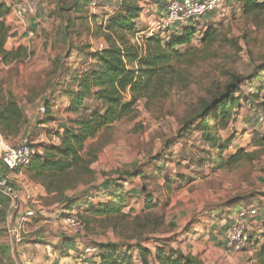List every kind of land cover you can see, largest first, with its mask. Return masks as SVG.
Returning <instances> with one entry per match:
<instances>
[{
  "label": "rangeland",
  "instance_id": "1",
  "mask_svg": "<svg viewBox=\"0 0 264 264\" xmlns=\"http://www.w3.org/2000/svg\"><path fill=\"white\" fill-rule=\"evenodd\" d=\"M90 1L78 12L70 7L72 0H39L40 24L35 27L40 25L41 29L34 30V37L28 38V47L25 48L27 55L23 60L8 65V69L0 66L1 97L3 93L6 96L9 92L17 96L25 117L36 122L29 140L41 149L47 145L48 138L44 127L38 126V122L44 118L38 113L39 107L50 100L57 121L47 127L53 132L59 130L60 125L69 124L70 120L76 118L69 113V99H64L62 95L69 90L70 78L76 70L89 64L91 57L86 54L107 46L102 28L122 3V0H118L119 7L114 8V11L110 9L112 13L105 15V5L113 0H92V3L97 4L96 7H91ZM149 2L155 3L152 0ZM142 4V13L145 16L151 15L146 10L147 3L144 6ZM233 13V16L225 20L218 15H209L197 22V37H202L205 28L212 25L220 34V39L226 38L227 43L219 40L207 49L201 41H195L183 47V53L200 50L201 54L190 64L181 67L180 82L166 97L140 100L132 116L102 131L97 139L88 141L83 156L87 162L92 161L90 173L74 172L64 181L62 191L54 196L49 195L41 183L34 181L48 194L42 197L35 191L45 207L68 198L80 199L85 191L95 196L103 186H106L104 190H110L114 185H107V182L114 181L121 171L135 173L147 169L145 179H132L127 187L128 198L132 199H127L122 208L125 217H90L91 227L90 231L85 230V244L95 240L107 242L115 239L133 244L140 238H147L149 244L163 240L169 243V247L185 255L192 256L198 252L197 256L205 257L208 264H259L257 252L260 246L247 249L248 245L242 252L229 251V256L221 255L219 246L212 244L214 240L210 238L211 235L205 239L204 236L214 222L225 221L230 224V220L242 207L255 206L264 211V137L257 134L255 118L256 107L264 110V83L261 85L260 81H256L253 87L245 84L242 93L245 97H238L243 104L246 98L253 97L249 100L254 109L253 114L247 112L243 105L237 108L238 111L243 108L241 116L248 127L242 126L239 117L220 121L219 134L222 139L226 141L233 138V149L229 148L224 153V159L227 160L232 152L239 149L251 154V159L242 162L239 167L218 170L209 159L210 154L214 155L216 151L203 142L200 132H191L177 141L175 138L182 121L191 116V112L199 110L200 101L210 100L218 93V87L226 84L230 75H249L253 72L256 65L251 60L250 50L256 58L264 54V23L261 27L248 24L240 7ZM105 17L107 20L104 24ZM149 29L150 26L142 24L137 34ZM101 40L105 45L99 48ZM144 44L138 47L144 50ZM20 47L18 45L17 49ZM256 101L261 105L257 106ZM84 105L85 111H95L100 107V103L93 100H86ZM25 176L31 178L26 170ZM89 188L92 190H87ZM20 190L24 192L23 188ZM145 193L152 196L151 210L144 206L147 198ZM234 198H248V202L236 208L228 218L226 204ZM83 202L81 206H84ZM12 205L11 200L10 205L0 206V264H21L15 255L16 244L9 233L17 211L12 209ZM32 206L35 207L28 204L29 209ZM261 216L262 221L251 223L254 230L251 235L255 238L264 232V215L261 213L258 219ZM139 217L142 229L134 223ZM28 232L25 237L31 239V231ZM78 247L84 250L81 245ZM80 254V257H74L84 264L85 256ZM154 260V256H151L150 264H155Z\"/></svg>",
  "mask_w": 264,
  "mask_h": 264
},
{
  "label": "trees",
  "instance_id": "2",
  "mask_svg": "<svg viewBox=\"0 0 264 264\" xmlns=\"http://www.w3.org/2000/svg\"><path fill=\"white\" fill-rule=\"evenodd\" d=\"M142 1L122 0L119 10L102 28L107 46L100 51L86 54L91 57L92 63L83 69L76 70L74 76L70 78L69 90L62 95L63 98L70 100L69 113L75 115L76 118L70 120L69 124L60 125L59 130L54 132V135L59 137L60 144L44 145L43 154H38L26 169L31 179L41 183L49 194L60 193L64 181L74 172L90 173L89 167L92 161L87 162L83 156L89 140L97 139L102 131L132 116L140 100L163 99L179 84L181 67L190 64L201 54L200 50L183 53L181 51L183 47L190 46L195 41H201L207 49L219 40L227 43L226 38L220 39L215 26L205 28L202 37H197V27L187 26L166 38L161 36L147 38L143 50L133 42L139 32L137 21L141 17ZM88 2L89 0H72L70 7L81 12ZM241 11L248 24L261 27L264 23V0H242ZM9 14L10 8L5 4H0V63L5 66L19 62L27 55V49L24 47L13 51L6 49L8 41L14 36L6 20ZM229 42L228 46H230ZM250 55L256 65L253 72L249 75L236 73L230 75L228 82L218 87L220 90L210 100L200 101L199 110L191 112V116L182 121L175 136L177 141L191 132L202 133L203 142L216 151V154H210L209 159L218 170L234 169L242 162L251 159V154L244 149H239L227 160L224 159L223 155L231 147L233 138L224 141L219 134L220 121L232 120L237 108L241 107L238 97L244 96L243 86L248 84L253 87L256 81H260L261 85L264 83V54L256 58L254 52L250 50ZM1 92L0 86V135L8 141L21 135L27 124V118L13 94L9 92L5 96L3 93L1 97ZM128 97H130L129 100H127ZM249 97L246 100L253 98ZM86 100L98 102L100 107L95 111L90 109L85 111L83 108ZM50 105V100H47L46 114L43 115L44 118L40 123L38 122V125L43 126L57 121L53 107L51 108ZM256 110L261 109L256 107ZM46 132L49 135L52 134L50 129ZM146 174L147 169L144 172L135 173L121 171L118 174V184L116 183L111 190H102L106 186L102 189L100 187V191L95 196H90V192L85 191L80 199H64L58 208L63 215H66V212L73 211L79 202L84 201V205H88L90 209L89 216L81 214L87 231H90L91 227L90 217L118 216L124 218L122 208L129 199L125 193L124 183L128 182L129 177H146ZM145 195L147 197L145 207L151 210L152 196L149 193ZM10 201V197L0 189V206H8ZM246 202L248 198L229 200L226 204L228 216ZM150 203L151 205L148 206ZM251 207L261 210L260 207ZM134 223L142 229L140 217ZM85 241L87 239L84 235H73L66 238L62 254L67 255L69 251L77 250L78 245L85 244ZM148 241L150 240L147 238H140L133 244L122 241L118 244L92 243L94 246L92 249L96 250L93 257L98 260L99 264H150L151 256H154L159 264H203L197 257L185 255L171 246L170 248L169 243L163 240H155L150 244ZM148 244L155 247V254L152 255L151 249L147 247ZM252 246H260V251L257 252L258 263L264 264V232L257 238L251 236L247 249Z\"/></svg>",
  "mask_w": 264,
  "mask_h": 264
},
{
  "label": "crops",
  "instance_id": "3",
  "mask_svg": "<svg viewBox=\"0 0 264 264\" xmlns=\"http://www.w3.org/2000/svg\"><path fill=\"white\" fill-rule=\"evenodd\" d=\"M9 1L10 0H0V4H5L6 7L9 8L12 3ZM119 1L113 0L111 3L106 4L104 7L105 15H107L108 13H112L110 12L111 11L110 9L112 10L114 8L117 9V7H119V4H118ZM143 1H144L143 4L141 3L142 6H144V3H147L146 10L149 13H151V15L145 16V14L142 13L140 19L137 21L138 22L137 27L139 28L142 24H144V26L148 25L152 27L157 20H159L162 16L165 15L169 0H152L155 2L153 4H151L149 0H143ZM229 4L231 5L230 7L233 8L232 9L233 11L235 9H238V7L242 8V0H229ZM113 14L114 12L112 13V15ZM233 15L234 13L232 14V16ZM6 20H7V23L11 26L13 30V34H14V36L8 41L6 49L8 51H13L17 49L18 45H21L24 48L28 47V44H27L28 38L30 39L27 33L28 29H24L21 26L14 24L11 21V18L9 15L6 17ZM106 20H107V17H105V19L103 20L104 24ZM35 25L37 24L31 21V25H30L31 28L29 27V29H32L33 31L34 30L37 31L38 29H41L40 25H38L37 27H35ZM42 27L44 26L42 25ZM104 45H105L104 41L102 40L99 41V48L104 47ZM11 46L13 47L11 48ZM91 63H92V60H89V64L87 66H89ZM1 65H3L4 69H8L7 68L8 66H5L4 64L0 63V66ZM12 94H13V97L16 100H18L17 96L14 93ZM68 101L70 105V100ZM240 101H241V106L243 105V108L245 107L247 109V112L250 111L251 114H253L254 109L252 107V103L249 100H246L245 104H243L242 100ZM256 104L257 106L261 105V103L258 101H256ZM243 108L239 109V111L238 110L236 111L232 120H235L236 117H239L240 120L242 121L241 123L242 126L246 128L248 127V125H246L244 119H242L243 117L241 116V114L243 113ZM50 124L52 123L43 125L45 132L47 129H51L47 127ZM38 126H41V125H38ZM35 127H36L35 120L32 118L27 119V124L24 126V129L19 137L15 139H10L7 141V140H4L0 135V146H3V148L6 146H13L16 142H18L22 138H29V137L31 138L32 129ZM57 131H55V133ZM46 134L48 138L46 142L47 145H51V144L59 145L60 144L59 137L57 135H54L53 131H52V134L50 135L48 133ZM42 137L43 136H41V138ZM43 138L45 140V137ZM36 142L38 143V141ZM39 142H43V141H39ZM230 149L232 150L233 147L231 146ZM235 152L236 151L232 152L231 155H233ZM118 178H119V175H117V177L114 178V181H108V185L110 186L116 185L117 181H119ZM139 178L145 179V176L139 177ZM139 178L129 177L128 182L124 183L125 193L127 194V196H129L128 188H127L129 183L130 184L132 183L131 181L132 179H139ZM0 186L12 188L13 190H15L16 194L18 195L20 210L16 211V218H15V222L13 226L16 228L22 229L23 237L25 240V242L22 245H15L14 247L15 255L17 256L21 264H75V263L82 264L81 263L82 260L75 259L74 257L75 255L76 257L77 256L80 257L81 255L80 253H83V256H85L84 259L86 261L84 264H99L98 260L93 257V254L96 252L95 249L92 252H89V253L86 252V250H89V249L93 250L92 248L94 246L92 245V243L118 244L121 242V240L115 239V240L107 241V242H101V241L95 240V241H90V243H86V244L80 243L79 246L81 245L82 248H84V250L81 251L80 248L77 247L79 250L78 249L71 250L68 252L67 255H63L62 250H63V244L65 242V239L70 236H73V234L64 227V223L62 220L63 212L60 210V208H58L60 206V203H50V204H47V206L45 207L44 205L42 206V203L41 201H39L40 199H38L37 195L35 194V191L42 197H46L48 194L45 193L44 189L38 184L34 183V180H32L31 178L28 179L27 176H25V171L10 172L7 169V167L2 163V161H0ZM21 188L24 189V192L20 190ZM49 195L54 196L55 193L49 194ZM29 197H32L33 200L39 204L37 214L32 218L26 217V211L29 210L28 204L29 203L33 204L32 202L28 201ZM129 199H132V198L129 197ZM144 206H145V203H144ZM73 209L80 212L83 216L90 215L89 206L88 205L81 206V202H79L78 205H76L75 208ZM96 218H99V217H96ZM262 219H263V216H261L257 220V222L260 220L262 221ZM228 226L229 224L228 223L226 224L225 221H221V222L219 221V223L214 222L210 230H208L207 235L204 236V239H205V237L207 236L209 237V235H211L210 238L212 237L213 238L212 240H214L212 244L215 246H219L220 248L219 252L221 253V255H227V256H229L231 253L229 252V250H227L226 242L224 240V232ZM29 230L31 231V234H32L30 236L31 239L29 238L27 239L25 237V235H28ZM147 247L151 249L152 255L155 254V247L153 245L148 244ZM197 255H198V252H195V254L194 253L192 254L193 257L198 258L199 256ZM199 259L203 262V264H208L205 261V257H202V258L199 257ZM154 263L158 264L155 260H154ZM210 264H216V263L210 262Z\"/></svg>",
  "mask_w": 264,
  "mask_h": 264
},
{
  "label": "built area",
  "instance_id": "4",
  "mask_svg": "<svg viewBox=\"0 0 264 264\" xmlns=\"http://www.w3.org/2000/svg\"><path fill=\"white\" fill-rule=\"evenodd\" d=\"M89 5H92L91 7L97 6L96 3H92V0ZM230 6L229 0H169L165 15L157 20L149 30H144V32L137 34L133 42L137 46H142L147 38L151 36L163 37L179 32L187 26L196 27L198 21L209 15H218L222 20H225L233 14V8ZM9 8L11 21L24 29H28L27 33L29 37H34V31L29 29V27L31 21L40 24L41 9L39 0H15ZM38 113L40 116L46 114L45 105L39 107ZM255 118L257 134L264 137V110H257ZM38 154L42 155L43 149L36 147L28 138H22L13 146H6L4 148L0 146V161L10 172L25 171ZM0 189L11 198L13 202L12 209L20 210L18 195L15 190L10 187ZM28 201L32 202L35 206L26 211V217L32 218L37 214L39 204L32 197H29ZM261 213L262 211L259 208L242 207L235 214L230 220L231 223L224 235V240L229 251L242 252L248 247L252 236L251 231H254L251 228V223H255ZM62 220L64 227L73 235L83 236L85 234L86 224L81 218L80 212L76 210L69 213L66 212ZM9 233L16 245H22L25 242L21 228L13 226L9 228ZM92 251L94 249L86 250V252Z\"/></svg>",
  "mask_w": 264,
  "mask_h": 264
}]
</instances>
